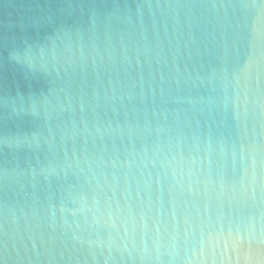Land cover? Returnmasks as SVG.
Instances as JSON below:
<instances>
[{
    "label": "clouds",
    "instance_id": "obj_1",
    "mask_svg": "<svg viewBox=\"0 0 264 264\" xmlns=\"http://www.w3.org/2000/svg\"><path fill=\"white\" fill-rule=\"evenodd\" d=\"M19 7L0 264H264V0Z\"/></svg>",
    "mask_w": 264,
    "mask_h": 264
},
{
    "label": "water",
    "instance_id": "obj_2",
    "mask_svg": "<svg viewBox=\"0 0 264 264\" xmlns=\"http://www.w3.org/2000/svg\"><path fill=\"white\" fill-rule=\"evenodd\" d=\"M12 2L15 4V7L0 12V17H2L4 20H8L9 18L16 19L18 14L22 13L23 11V9L19 7L20 0H12Z\"/></svg>",
    "mask_w": 264,
    "mask_h": 264
}]
</instances>
